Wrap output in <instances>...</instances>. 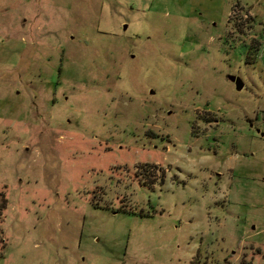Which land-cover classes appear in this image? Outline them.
Here are the masks:
<instances>
[{"label": "rangeland", "instance_id": "1", "mask_svg": "<svg viewBox=\"0 0 264 264\" xmlns=\"http://www.w3.org/2000/svg\"><path fill=\"white\" fill-rule=\"evenodd\" d=\"M262 46L264 0H0V264H264Z\"/></svg>", "mask_w": 264, "mask_h": 264}, {"label": "trees", "instance_id": "2", "mask_svg": "<svg viewBox=\"0 0 264 264\" xmlns=\"http://www.w3.org/2000/svg\"><path fill=\"white\" fill-rule=\"evenodd\" d=\"M6 207V199L3 195V193L0 191V216L2 214V211L5 209ZM1 230H0V249H4L6 244L4 243V239L1 236Z\"/></svg>", "mask_w": 264, "mask_h": 264}, {"label": "water", "instance_id": "3", "mask_svg": "<svg viewBox=\"0 0 264 264\" xmlns=\"http://www.w3.org/2000/svg\"><path fill=\"white\" fill-rule=\"evenodd\" d=\"M126 27H127V25L124 24V25H123V29H126ZM227 79H228L230 82H232V83L235 84V87H236L237 90H241V89H242V87H243V82H242V80H241L239 77H236V76H233V75H228V76H227Z\"/></svg>", "mask_w": 264, "mask_h": 264}, {"label": "built area", "instance_id": "4", "mask_svg": "<svg viewBox=\"0 0 264 264\" xmlns=\"http://www.w3.org/2000/svg\"><path fill=\"white\" fill-rule=\"evenodd\" d=\"M260 53H261V54H264V46L261 47V49H260ZM261 54H260V55H261ZM263 123H264V119H263Z\"/></svg>", "mask_w": 264, "mask_h": 264}]
</instances>
